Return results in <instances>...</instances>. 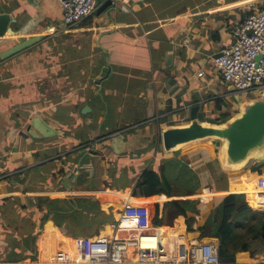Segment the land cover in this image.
<instances>
[{
  "label": "crops",
  "instance_id": "1",
  "mask_svg": "<svg viewBox=\"0 0 264 264\" xmlns=\"http://www.w3.org/2000/svg\"><path fill=\"white\" fill-rule=\"evenodd\" d=\"M106 2H101L97 12H94L82 24L74 29H68L62 21V11L58 0H0V12L9 13L17 19V23L11 25L15 31L22 27L28 29L29 38L45 36L42 41L8 59L0 57V182L5 181L7 190L4 191L0 183V199L22 196L27 202V197H30L28 195L38 192L37 189L40 187H57L50 196L68 198L67 193L74 188H63V184L65 180L74 181V177L65 178L61 184L59 172L63 169L68 170V167L64 165V157L68 154L76 157L75 145L83 143V146H87L95 140L97 143L95 149L98 152L94 156L98 158V161L95 165L85 163V166L92 167L93 175L89 170L86 171L91 174V177L97 170L102 173L103 179H110L106 170L100 165L104 164L103 158L111 159L110 157L116 156L130 160L129 164H125L121 159L118 166L122 165L120 168H123L133 165L140 178L141 173L154 164L152 168L157 169V164L162 158L167 159L180 153V159L182 153V150L166 153L159 141L156 146L157 152L149 151L152 142H156L150 129L160 127L159 132L162 133V128L165 126L188 123L191 110L195 107H198V118L201 113L204 114L205 119L211 120V115L216 114V111V115L225 114V108L228 111L225 115H229L230 109L225 104L228 103L231 106L229 98L238 94L229 91V85H226L229 95L223 99L218 93L215 94L211 88H208V85L216 78L220 80V84L224 83L214 71L212 61L222 48L234 44L232 30L236 24L245 18L249 10L263 7L264 0H122L112 4L115 6L114 9L106 7L102 10ZM62 36L68 40L64 41ZM10 38L12 37L0 40V55L17 45ZM168 55L172 58L169 62ZM108 64L111 71L108 78L101 83L100 88L94 82ZM201 72L205 73L203 77H199ZM207 75L210 79L205 88L198 79L205 78ZM204 97L207 99L204 100ZM107 99L115 103V110L117 114H120L118 121L114 122L117 128L124 125V122L127 124L126 118L133 119L136 113L141 118L145 117L142 123L145 126H141L142 128L140 127L135 134L124 133L121 136L117 134L111 142L102 145L104 138L101 139L100 136L109 113V105L105 104ZM232 105L237 106L236 103ZM81 106L83 108L90 106L91 112L82 114ZM106 110L108 113L105 117ZM203 110H205L204 113ZM125 113L128 115L124 121L121 117ZM36 114H41L47 123L61 131L62 135L47 140H35L29 135L26 138L22 132L18 136L13 135V129L21 128L22 124L24 129ZM98 116L97 129L88 127ZM154 119L156 121H153ZM207 120L203 122H208ZM81 130H85L83 138L77 141V134ZM92 147V145L87 147V150ZM144 150L148 152L142 158L136 156L138 152ZM45 153L54 155L47 158ZM198 153L189 154H194L189 162L191 168L196 167L194 162L197 160ZM23 156H27L30 162L26 164L27 166L17 169L15 161ZM41 164L46 165V168L56 177H51V174L47 177L50 183L48 186L41 180L33 182L34 175H30L24 184L13 179V176L19 173L23 178L27 170ZM208 171L206 169L198 175L202 179L207 176ZM71 172L74 173V171ZM217 173L219 175L225 172L222 170ZM76 174L77 171L74 176ZM9 175L11 177L7 178ZM261 175L264 177V171ZM259 176L260 174L256 172L246 181L230 182L227 193H214L206 187L201 188V194L188 197L169 198L166 195L149 198L134 197V191L130 189H125L123 192L99 191L95 193V196L99 197L100 201H105L106 206L101 207L100 204V207L107 213L114 214V208L124 209L125 206L132 205L146 206L150 210L159 206L160 214H162L164 205L174 200H201L204 204L207 203L209 209H212L213 200L217 195L229 194L233 191L235 184L246 183V186L242 187L247 191L240 192L241 187L235 191L244 195L255 194L258 198L257 202L264 204V191L257 188ZM139 178L134 182L135 188ZM254 178L256 181L249 183ZM72 184L71 186H75L77 182ZM56 185L62 186L63 189ZM25 190L32 191L23 194ZM37 213L38 211L34 221L38 255L40 235H42L43 245H47L50 241H58L59 243L52 246V248H59L57 251L63 249L68 251L76 246L72 238L70 239L67 235L55 237L49 231H46V234L44 230L40 231L45 224L38 225L37 220L40 216ZM118 214L117 217L121 215V212ZM178 218L183 220L185 225L184 237L180 234V228L174 227ZM178 218L174 221L173 227H155L154 225L153 227L159 230L157 240L162 238L170 244H177L178 247L175 246V248H181V251L177 250L183 255L182 251L185 250L182 249L183 245L188 248L186 241L189 243L193 240L200 241V239L196 232H187L184 217ZM119 219L120 217L116 220ZM199 222L203 223L201 217ZM108 228L113 229V226L110 225ZM136 228L138 227L123 225L117 237H129L131 232L134 234ZM166 230L168 233L176 231L177 235L168 237ZM43 235L50 236L45 238ZM90 240L91 238L86 242ZM210 243L219 244L217 239H211ZM143 244L150 246V240L144 241ZM45 256L38 258V262L60 263V261H51V257L47 259ZM248 261L250 259L243 258L239 260V264ZM18 263L22 264V262Z\"/></svg>",
  "mask_w": 264,
  "mask_h": 264
},
{
  "label": "trees",
  "instance_id": "2",
  "mask_svg": "<svg viewBox=\"0 0 264 264\" xmlns=\"http://www.w3.org/2000/svg\"><path fill=\"white\" fill-rule=\"evenodd\" d=\"M105 104L109 105V113L102 128V135L100 136L101 139L104 138L101 142L102 145L103 143L111 142L115 138L113 135L117 134L120 129L122 133L119 136L124 133L135 134L141 126H145L142 124L145 121L143 120L144 116L141 118L136 113L135 117L130 119L126 118L128 114L125 113L121 118L124 121L125 118L128 119L127 124L117 128L114 122L118 121L120 114H117L115 110V103L107 99V103ZM225 105L231 110V106L228 103ZM81 107L80 109H83V106ZM235 114V111L231 110L229 115L222 114L220 120L211 123L223 124ZM98 118L99 116L88 127L97 129ZM131 125H135L136 127ZM84 132L85 130H81L77 134V141L82 140ZM83 145V143L75 145L77 148L75 152L76 157L69 154L64 157V165L68 167V170L63 169L59 172L61 184L65 178L74 177V173L77 171L78 155ZM156 149L155 141H153L149 151L154 153ZM201 150L205 151L203 147H199L190 150L188 154H192V152L197 153ZM147 152L148 150L138 152L136 156L142 158ZM53 155L48 153L46 156H48L47 158H51ZM179 155L180 153H176V158L167 160L160 171L152 167L145 169L141 173L140 178L134 166L123 167L120 168L121 170L117 168L113 173L110 171L109 181L102 180L103 185L101 187L103 189H115L118 192H123L127 187H132V182L134 183L139 178L134 191V197L149 198L157 195H166L169 198L188 197L201 194V188L206 187H209L214 193L228 192V174L226 172L218 175L214 166L209 164L207 176L201 179L200 175L192 172L193 170L189 166V162H181ZM97 161L98 158L94 161L87 159V162L85 161L84 164L95 165ZM203 167L204 164H202L201 168ZM251 169L252 173L259 171L261 175L264 171V162L255 164ZM71 171H74V173ZM250 171L245 170L241 175L233 173L229 178V183L248 180L252 174ZM68 172L69 175L67 176ZM50 174L51 171L46 168V165L41 164L27 170L23 178H21V174L19 173L14 175L13 179L17 180L18 183L24 184L30 175H34L33 182L41 180V182H46L48 186L50 183L47 177ZM51 177L56 178L53 173ZM94 177H97V174L89 177L87 173L83 172L75 189L78 191L98 189L99 185ZM211 179H213L212 182ZM118 181L124 184L121 188L111 185V183H117ZM255 181L256 178L251 179L249 183ZM245 184H235L233 190L246 186ZM60 188L63 189L64 187L62 188L61 186ZM32 190L36 191L35 189ZM32 190H25L23 194ZM37 190H43V187ZM11 193L13 192L11 191ZM246 196L240 193L216 196L213 200L212 209H209L207 203L204 204L200 200L187 199L167 202L163 207L162 214H160V207L156 206L153 224L155 227H173L174 221L182 216L186 220L188 233L198 231L200 232V239L211 238L218 240L219 255L223 262L235 263L237 260L243 258L260 259L264 257V211H262L264 210V204L257 202L258 198L255 194L254 196ZM26 211L32 216H35L38 211L41 226L45 224L43 228L44 232L49 231L55 237L67 235L76 238H70L76 246L86 242L89 237L99 235L100 231L102 237H111L114 230L108 228L107 225L113 226L118 223L113 213L103 211L98 201L91 197L61 199L58 197L38 196L28 198L27 202L22 196L6 198L0 200V227L2 230L0 232V262L18 263L28 257L36 260L38 255L35 237L36 223L33 217L26 214ZM196 217H201V221L203 222L198 228H195L197 223ZM129 227L135 228V226ZM174 227L180 228V234L184 237L185 225L183 220L178 218ZM1 244L8 246L6 251L1 247ZM51 256L47 254L45 258L49 259Z\"/></svg>",
  "mask_w": 264,
  "mask_h": 264
},
{
  "label": "built area",
  "instance_id": "3",
  "mask_svg": "<svg viewBox=\"0 0 264 264\" xmlns=\"http://www.w3.org/2000/svg\"><path fill=\"white\" fill-rule=\"evenodd\" d=\"M106 1L108 0H58L64 25L68 29L76 28L94 14L101 2ZM121 1L111 0L112 4ZM232 36L234 44L222 48L214 56V71L224 83L234 87L236 94H260L264 90V6L249 10L245 18L233 28ZM204 75V72L199 73V77ZM158 141L163 146L161 133ZM89 146L91 145L85 147ZM257 188L264 191L262 175L257 180ZM196 218L199 221L200 217ZM123 225L138 228L134 234L131 232L129 237L118 238L117 233ZM113 229L115 233L112 237H99L82 245L90 264H239V260L235 263L223 262L217 245L197 240L189 242L188 250L185 251L181 261L171 259L164 253L161 244L155 241L158 236L153 227V213L146 206H125ZM147 240H150L149 248H142L143 242ZM131 247L138 253L136 262L127 258V251ZM250 261L241 264H264L263 257ZM0 264L19 263L0 262ZM55 264L75 263L66 259Z\"/></svg>",
  "mask_w": 264,
  "mask_h": 264
},
{
  "label": "water",
  "instance_id": "4",
  "mask_svg": "<svg viewBox=\"0 0 264 264\" xmlns=\"http://www.w3.org/2000/svg\"><path fill=\"white\" fill-rule=\"evenodd\" d=\"M114 9L111 0H108L102 7ZM17 23V19L11 14L0 12V39L6 37H15L19 35L29 34L27 28H20L18 31L11 26ZM45 39V36L38 35L22 40L10 50L2 53V59H8L11 56L20 53L21 51L37 44ZM171 56H167V61H171ZM111 68L109 64L102 69L101 74L96 78L95 83L101 88V83L108 78ZM229 91L235 92L233 86H229ZM234 101L238 105V113L231 117L223 124H214L203 122L198 118V107L191 110V116L188 123L181 125L165 126L162 128L161 142L166 153L180 152L183 147L195 143H203L205 141L215 142V147L218 149V160L224 172H239L245 169L250 162L254 161L257 164L264 162V90L258 94V97L243 101L240 95H234ZM91 112L90 106H85L82 109V114ZM107 110L104 116H107ZM27 135L35 140H47L53 137H59L62 132L47 123L41 114L34 115L26 128ZM118 134V133H117ZM115 134V135H117ZM113 135V136H115ZM96 140L91 143V149L81 150L77 163V174L74 176V181L65 180L64 188H74L72 182L76 183L78 176L86 169L84 162L88 159L94 161L97 153L95 149ZM97 155V154H96ZM87 168V169H88ZM89 172L93 175V170L89 168ZM228 176V184H229ZM69 190L70 195H80L81 192ZM94 194V192H92ZM68 199H71V197ZM94 200L98 201L94 196ZM67 199V198H66ZM99 203V201H98ZM43 228H40L42 231ZM40 233V232H39ZM37 238V235L35 236Z\"/></svg>",
  "mask_w": 264,
  "mask_h": 264
},
{
  "label": "rangeland",
  "instance_id": "5",
  "mask_svg": "<svg viewBox=\"0 0 264 264\" xmlns=\"http://www.w3.org/2000/svg\"><path fill=\"white\" fill-rule=\"evenodd\" d=\"M99 6V5H98ZM98 6H97V8H98ZM97 8H96V11H95V13L97 12ZM22 28V27H21ZM67 29V28H66ZM68 30V29H67ZM64 31H65V29H64ZM29 38V36L28 35H19V36H16V37H12V38H10V40L11 41H14L15 43H18V42H20V41H22V40H25V39H28ZM62 38L64 39V41L65 40H68V38H65V36H62ZM0 40H3V39H0ZM201 67V66H200ZM212 67H214V65H213V61H212ZM207 70V69H206ZM208 72H209V70H208ZM209 79H210V76L209 75H207L205 78H201L200 80L198 79V81L199 82H202V84H203V87H205L206 88V86L208 85V82H209ZM219 79H214L213 80V82L211 83V84H209L208 86V88H211V90L212 91H214L215 92V94H217L218 93V95L219 96H221V97H223V99H225V96H227V95H229V92H228V87L226 86L227 84L226 83H223V84H220L219 83ZM94 84H95V82H94ZM96 85V84H95ZM241 97H242V99H243V101H247V100H249V99H251V98H255V97H258V94H241L240 95ZM207 98L206 97H204V100H206ZM229 100H230V102L232 103V104H234L235 103V101H234V99L232 98V97H230L229 98ZM231 104V106H232V108H231V110L233 109V111H235V113L237 114L238 113V105L236 106L235 105V107L233 106ZM175 108H177V106H175ZM231 110H229V113H230V111ZM204 111L205 110H203V113H204ZM215 111V110H214ZM80 112H82V109L80 110ZM216 114H217V111L215 112ZM224 113L225 114H228V111H227V109L225 108V110H224ZM216 114H212L211 116H212V118H211V120H207V119H205V116H204V114H201V113H199V118L201 119V120H207L208 122H214V121H217V120H220V118H221V116H220V114L219 115H216ZM235 114V115H236ZM54 115H55V113H54ZM233 117V116H232ZM162 119H164V118H162ZM213 120V121H212ZM153 121H156V119H154ZM52 123V122H51ZM120 123V122H119ZM125 124H126V122H124ZM131 126H135V125H131ZM136 127V126H135ZM15 128V127H14ZM26 128H27V126H25V128L23 129V124L21 125V128H15V129H13L12 130V133H13V135L14 136H18L21 132H22V134L27 138V131H26ZM121 130V129H120ZM118 131V134H121L122 133V131ZM150 131H151V133H152V136L153 137H155L156 138V142H155V144H156V146L158 145V137H159V135H160V127H154V128H152V129H150ZM96 146V145H95ZM197 146H199V147H203L204 148V150L205 151H200L199 153H198V155L196 156L197 157V160L194 162L195 163V165H196V167H198V168H196V167H193L192 168V172L193 173H197V174H201V172L202 171H204V170H206V169H208V163H210V162H212V164L214 165V167H215V169H216V171L217 172H222V169H221V166H220V164H219V161L217 160L218 159V149H216V147H215V142H213V141H205L204 142V144L202 143V144H199V145H196V146H194V145H189V146H185L186 148H184L183 147V149H182V153H181V157H180V160H181V162H184V163H187V162H191L190 160L193 158V156H194V154L193 155H189L187 152H189L190 150H192V149H194V148H199V147H197ZM157 152V151H156ZM153 157H154V155H153ZM156 157H157V155H156ZM155 157V158H156ZM111 159H109L108 157H105V158H103V163L104 164H101L100 166L103 168V169H105L106 170V173H107V176H109L110 175V171L113 173L119 166V163H121L120 162V160L121 159H123V158H118V157H110ZM173 158H176L175 157V155H173V156H170L169 158H167V159H161V160H159V163L157 164V170H162V167L165 165V162L167 161V160H171V159H173ZM157 159V158H156ZM130 160H124L123 159V162L122 163H127V164H129L128 162H129ZM30 162V159L27 157V156H23V157H21V159L20 160H18V161H15V167L17 168V169H19V168H22L24 165H26V164H28ZM156 162V161H155ZM99 163H100V161H99ZM101 163H102V161H101ZM150 164V163H149ZM149 164H147L148 166H149ZM202 164H204V167L203 168H201V166H202ZM255 164H257L256 162H254V161H252V162H250L249 163V165L245 168V169H243L242 171H239V172H231V173H229L230 175L229 176H231L233 173H236L237 175H241L245 170H249L250 171V169L255 165ZM147 165H145V166H147ZM155 165V164H154ZM154 165L152 166V167H154ZM27 166V165H26ZM122 166V165H121ZM120 166V167H121ZM131 166H133V165H131ZM119 167V168H120ZM126 167H130V166H126ZM200 167V168H199ZM114 168V169H113ZM251 172H252V169H251ZM85 173H87V172H85ZM257 173H259V171L257 172ZM88 175H89V177H91V174L90 173H87ZM97 174V177H94V178H96L95 180H97V182H98V189H86V190H77L78 192H81V194L80 195H70V197L72 198V197H78V198H82V197H96L97 199H98V201H99V205L101 204V207H104V206H106V203H104L105 201L103 200H99V197H97V196H95V193L96 192H99V191H105V190H107V191H116L115 189H103V187H101L102 185H103V183H102V180H106L107 178H104L103 179V177H101L102 175V173H99L97 170L95 171V175ZM252 175H253V173L251 174V177H252ZM9 177H11V175H9V176H7V178H9ZM250 177V178H251ZM262 177H263V175H262ZM264 178V177H263ZM109 181V180H108ZM9 183H10V181H8ZM0 183H2V185H3V190L4 191H7L6 190V188H5V181L4 180H2ZM132 184L134 185V183L132 182ZM44 185H46V184H44ZM111 185H113V186H119V187H122L124 184L122 183V182H120V181H118L117 183H111ZM57 189V187H45V188H43V190H39L38 192H35V193H32L31 195H28V196H30V197H27V198H35V197H38V196H48V197H51L52 195H51V192L52 191H54V190H56ZM126 189H130L132 192L133 191H135V187L133 186V187H127ZM242 191H240V192H243V191H247V190H245L244 189V187H241L240 188ZM2 190V189H1ZM125 191V190H124ZM92 192H94V194L92 195ZM237 192L235 191V190H233L231 193H229V194H236ZM68 195L69 194H71V193H67ZM250 194V193H249ZM51 195V196H50ZM102 196V195H101ZM217 196H220V195H217ZM246 196V195H245ZM254 196V195H253ZM20 197V196H19ZM69 197V198H70ZM103 197V196H102ZM9 198H13V197H9ZM255 198V197H254ZM100 199H101V197H100ZM196 199H198V198H196ZM246 199H247V196H246ZM0 200H3V199H0ZM201 201V200H200ZM247 201H248V199H247ZM202 202V201H201ZM202 203H204V202H202ZM141 207V206H140ZM121 209H123V208H119V209H117V208H114V214L113 215H115L114 216V218H119V217H117V214L119 213V212H121L122 210ZM150 209V208H149ZM151 211V213H153V220H154V217H155V209H154V207L152 208V210H150ZM118 212V213H117ZM26 214L27 215H29V216H31V217H33V219H34V216H32L28 211H26ZM37 215H38V213H37ZM36 215V216H37ZM119 215V214H118ZM49 221V220H48ZM186 221V220H185ZM37 222H38V225L39 226H41V220L40 219H38L37 220ZM199 221L197 220V223H196V225H195V228H198V226L199 225H201L200 224V222L198 223ZM186 223V222H185ZM154 225V224H153ZM107 227H109V225H107ZM61 230V229H60ZM62 231V230H61ZM63 232V231H62ZM165 232H167L168 233V231L166 230ZM188 232V231H187ZM47 232H45V234H46ZM64 233V232H63ZM197 234H199V239H200V232H196ZM64 234H66V233H64ZM177 235V233H176V231H173V232H169L168 233V237H175ZM41 236L42 235H40V238H39V240H38V251H39V255H37V260H32L31 258H26V259H24V260H22V261H20V262H22V264H42V263H39L38 262V260L39 259H41V258H44V256L45 255H47V254H49V255H52L51 256V258H52V260L51 261H62V258L63 257H65V254H67V252L68 251H63V250H60V251H57V250H59V248L58 249H56V248H52V246L54 245V244H57V243H59L58 241H50V242H48L47 243V245L45 244V245H43V243H42V240L43 239H41ZM50 236V235H49ZM49 236H47V235H43V237H45V238H48ZM70 237V236H69ZM99 237H102L101 236V231H100V233H99V235H96V236H92V237H89V238H91V240H97V238H99ZM178 237V236H177ZM66 238V237H65ZM70 238H72V239H76V238H73V237H70ZM50 240V239H49ZM200 241H203V242H210L211 241V239H209V238H205V239H200ZM188 241H186L185 242V244H189V243H187ZM37 243V242H36ZM70 244H71V242H70ZM72 245V244H71ZM170 246L171 247H174V250H172V251H175V250H181V248H175V246L176 247H178L177 246V244H170ZM1 247H3L4 249H5V251L7 250V245H5V244H1ZM74 247H76V246H74ZM171 247H169L170 249H171ZM54 249V250H53ZM71 249V248H70ZM182 249H185V250H183V254L185 253V251L186 250H188V248H187V246H185V245H183V248ZM189 249H190V247H189ZM50 250H53V252H50ZM178 250H177V253H178ZM54 251L56 252V253H54ZM70 251V250H69ZM40 254H41V256H40ZM60 256V257H59ZM39 258V259H38ZM44 260V259H43ZM250 260L251 261H253V260H257V259H252V258H250ZM250 261V262H251Z\"/></svg>",
  "mask_w": 264,
  "mask_h": 264
},
{
  "label": "bare ground",
  "instance_id": "6",
  "mask_svg": "<svg viewBox=\"0 0 264 264\" xmlns=\"http://www.w3.org/2000/svg\"><path fill=\"white\" fill-rule=\"evenodd\" d=\"M197 144H202V143H197ZM197 144H192V145H197ZM184 148H186V147H184ZM157 231H159V230H156L155 229V232L156 233H157ZM157 241L164 248V253L166 255H169L171 257V259L176 260V261H181L184 258V256H183L184 254L181 255L180 252L177 253V250L172 251V250H174V248L173 249H170L169 248V247H171L169 241H165L162 238H160ZM82 245L83 244L78 245V246L72 248L71 250L69 249L70 251L68 250L67 254L65 255L66 257H63L62 258V261H60V262H63L64 260L67 259L68 261L73 262L75 264H90L89 263L90 260L88 259L89 257L86 254H84V248H83ZM142 248H147L148 249L149 248V245L143 244V247ZM127 258H128V260H130L132 262H136L138 260V253L135 252V249L134 248L131 247V248L128 249V251H127ZM45 264H47V263H45ZM51 264H53V263H51ZM106 264H108V263H106Z\"/></svg>",
  "mask_w": 264,
  "mask_h": 264
},
{
  "label": "flooded vegetation",
  "instance_id": "7",
  "mask_svg": "<svg viewBox=\"0 0 264 264\" xmlns=\"http://www.w3.org/2000/svg\"><path fill=\"white\" fill-rule=\"evenodd\" d=\"M90 168L92 169V167H90ZM87 170H89V168L87 169V167H86V169L83 172H86ZM82 173L78 176V180H79L80 176L82 175ZM78 180H77V182H78Z\"/></svg>",
  "mask_w": 264,
  "mask_h": 264
},
{
  "label": "clouds",
  "instance_id": "8",
  "mask_svg": "<svg viewBox=\"0 0 264 264\" xmlns=\"http://www.w3.org/2000/svg\"><path fill=\"white\" fill-rule=\"evenodd\" d=\"M83 148H87V147L83 146ZM260 176H261V175H260Z\"/></svg>",
  "mask_w": 264,
  "mask_h": 264
}]
</instances>
